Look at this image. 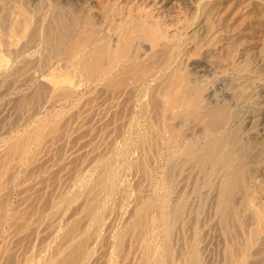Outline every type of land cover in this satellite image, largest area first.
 Returning a JSON list of instances; mask_svg holds the SVG:
<instances>
[{
    "label": "rangeland",
    "instance_id": "374dc122",
    "mask_svg": "<svg viewBox=\"0 0 264 264\" xmlns=\"http://www.w3.org/2000/svg\"><path fill=\"white\" fill-rule=\"evenodd\" d=\"M167 1L176 22L146 0H0V264H264L262 186L230 233L216 184L171 233L166 213L194 199L170 157L209 108L243 137L264 119V0Z\"/></svg>",
    "mask_w": 264,
    "mask_h": 264
},
{
    "label": "bare ground",
    "instance_id": "6f19581e",
    "mask_svg": "<svg viewBox=\"0 0 264 264\" xmlns=\"http://www.w3.org/2000/svg\"><path fill=\"white\" fill-rule=\"evenodd\" d=\"M244 7H247V2L244 3ZM140 12L150 17L163 15L165 18L175 20V22L180 17L175 5L171 3L169 5L167 0H146L141 6ZM213 17L215 21H220L223 17L222 11L216 7ZM215 32L218 35L221 34V28L217 27ZM254 37L256 35L252 34L248 39L245 50L257 46L258 42H256ZM209 112L211 115L207 126L209 131L207 138L199 145H194L192 142L186 143L182 148L175 150L170 157L171 166H169L168 177L171 175L173 167L178 168L175 169L178 173L184 172L186 167H191L195 175L191 192L194 199L190 198L189 195L178 193V190L175 192L176 195H174L176 199H173L167 208L169 233L176 228H180L183 225V221L185 222L186 217H188L190 213L186 209V205L189 204L188 201L198 199V212L206 211V197L208 195L204 194L203 187L208 189L215 184L216 186L219 185L214 214L218 223L227 233L231 232V224L240 226L246 221L247 217H244L242 212L246 209L250 199L257 192H262L263 194L264 159L263 157L261 159L257 157L260 156L264 149V119L256 118V122H254V125L252 124L254 127H251L254 129L252 131L253 136L243 137L237 129L227 130V126H229V122L232 119L229 112L225 111L219 114V110L215 108H209ZM192 171H186V177H190ZM214 187L209 190L214 191ZM249 212L247 216L255 218L256 214L253 216V213L250 212L249 215ZM257 233L254 228L249 231L250 242L253 245L257 242ZM259 246L257 248L255 246V248L263 250L264 247L261 245V249L258 248ZM168 252L169 249L167 248L166 254ZM185 264H201L194 249L188 252L185 257Z\"/></svg>",
    "mask_w": 264,
    "mask_h": 264
}]
</instances>
